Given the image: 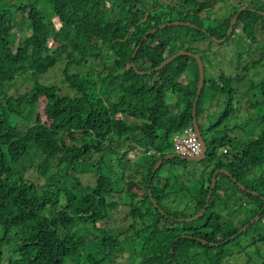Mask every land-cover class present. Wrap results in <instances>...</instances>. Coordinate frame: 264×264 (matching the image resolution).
<instances>
[{
  "label": "trees",
  "instance_id": "trees-1",
  "mask_svg": "<svg viewBox=\"0 0 264 264\" xmlns=\"http://www.w3.org/2000/svg\"><path fill=\"white\" fill-rule=\"evenodd\" d=\"M173 2L0 0V264H230L264 242V0H181L183 9ZM174 20L200 28L157 29L136 52L137 70L147 72L181 50L200 54V129L199 118L207 121L211 112V126L225 134L221 144L240 114L255 127L252 138L239 134L236 145L230 142L229 168L219 163L201 177L191 206L193 215L205 212L192 221L181 220L192 215L185 210L160 205L171 189L165 184L161 191L156 182L166 160L152 169L172 153L173 137L192 125L198 63L183 55L151 75L131 68L144 33ZM207 41L234 49L230 76L223 72L229 64L211 60ZM58 66L64 78L50 82ZM182 76L189 78L185 85L177 81ZM209 92L214 100L200 107ZM219 99L223 104L212 109ZM214 146L207 144L206 157L214 158ZM125 158L127 166L113 162ZM219 168L230 175L218 173L208 202ZM220 176L232 183L226 191L234 200L250 197V215L225 218V206L216 204ZM251 230V242L239 244Z\"/></svg>",
  "mask_w": 264,
  "mask_h": 264
},
{
  "label": "rangeland",
  "instance_id": "rangeland-1",
  "mask_svg": "<svg viewBox=\"0 0 264 264\" xmlns=\"http://www.w3.org/2000/svg\"><path fill=\"white\" fill-rule=\"evenodd\" d=\"M208 2H210L211 0H206ZM240 0H234V3H237ZM247 1L248 0H244ZM176 3H180L179 0H176ZM242 3V0H241ZM178 15H174L173 18H175ZM180 21V20H179ZM190 22V21H188ZM22 35H25L26 33L21 32ZM227 43H217V44H210L208 41L206 44H204L205 50H210L213 49L210 52V58L211 60L214 61H222V65L223 64H229V67H227L225 70H223V72L227 75L230 76V74L232 73V69L230 68V63L233 60V51L234 49L231 50V45L226 46ZM230 48V50L228 49ZM215 56V58L213 57ZM207 61V59H206ZM194 62V61H192ZM205 62V61H204ZM61 67L58 66L56 68V71L51 73V75H49L50 77V82H56L58 80H62L64 78V76L62 75L61 71H59ZM208 68V67H206ZM215 70V69H213ZM215 72H217V70H215ZM209 78L211 79H215V77L213 75H209ZM189 78L186 76H182L181 78H177V81L181 82L182 84L185 85V83L187 82ZM20 85V83L18 84V86ZM167 98H169L171 100L172 103L176 102V97L173 94H167ZM214 100V98L212 97V93L209 92L208 95H206L205 99L202 100V102L200 103V107H204L208 104H210V102H212ZM220 102L218 101H214L213 104V108H216L217 106L223 104V102L219 99ZM237 114H240L238 112H236ZM246 115L247 113L245 112L244 114H240L236 119H235V123H233V126L235 125V129L232 130V132L230 133V137L228 140H225L224 142L222 141V144L220 142L221 138H224L225 134L223 132L220 131H215L214 128L211 126V124L216 122V117L213 114V112H211L210 114H208L207 117V121L205 119V117L203 118H199V122L202 126L201 131L204 134V138H206L207 144L209 145H213V142H215V146H214V158L211 157H206L204 162L203 161H189V160H183L179 157H172L171 159H167L165 156V160L166 162L164 163V165L162 166L161 169V173H160V177L158 179V181H156L159 184V188L163 189L165 184H169L171 186V189L166 190L169 191L167 192V194H165L164 196L161 195V199L159 200L160 205L164 207L165 206H170L172 207L173 211L175 212H180L185 210L184 213H186L187 215H191L192 213H194V208H192L191 205H193V198H194V194L196 192H198L201 188V183H200V179L203 175H205L206 177L208 176V174L212 171V169L214 168V166H216L217 164H223L224 166H227V168H229L230 166L227 164V157H229L228 155L225 154L226 150L230 151V142L231 145H236L237 144V138L239 134L242 135L243 139H248L250 136L251 138L253 137L252 135V129L254 130V125L249 124L247 119H246ZM247 127V131L248 133H244L242 130H240L241 128H245ZM172 141V153L170 155H177L178 153H176V149H175V145H174V139L171 140ZM143 152V150L141 151V153ZM210 152H212V149H209V153L208 155H210ZM108 154V153H107ZM129 157L134 158V155H129ZM148 159V158H147ZM135 160H137V158H135ZM159 160V159H158ZM114 163L117 164H122L124 166L128 165V161L127 158L123 159V160H113ZM136 162L139 163V160H137ZM142 166L144 167V164H142ZM224 169L226 171H224ZM220 170V174H228L230 175L228 169L226 168H219L217 169V171ZM34 171V169H32L29 174H32ZM214 171V172H217ZM129 173H133V172H129L127 171V174ZM143 174V171H142ZM178 176V177H177ZM221 182H223L224 184H221L220 189H219V193L216 197L217 202L216 204L224 207L226 211L224 212V216L225 218H227L230 221L235 222L236 220H240V218H243L245 213L247 214H251V210L253 209V205L252 204H246V201H251L249 196H243V198H241V196L237 197L235 200L232 196H229V193L226 191L227 190V186H232V183L230 181H228L227 177H223L220 176L219 179L221 180ZM90 182L93 181V179L89 178ZM213 179V178H212ZM189 182H190V186H189ZM208 180H205V186H207ZM186 186H189L187 189ZM185 187V188H184ZM165 188V187H164ZM240 195H243L242 193H239ZM149 195V194H148ZM222 196L224 198H227L228 201V205L226 206V201L222 198ZM246 204V205H243ZM238 209H242V212L237 211ZM126 209L124 208L122 210V213L125 211ZM121 213V214H122ZM121 214L118 215L116 214L115 216H113L114 218L112 219V221L115 223V219L117 217L121 218ZM198 214V213H197ZM195 214V215H197ZM195 215H191L195 216ZM241 215V216H240ZM188 217V218H190ZM244 228V227H243ZM240 229V231L244 232L245 230ZM260 228V235L264 234V232H262V226H259ZM81 230H84L83 228H81ZM241 232V234H242ZM255 236L254 231L251 230L249 237L243 236L240 240H239V244L243 243L244 239H248V242H251V238H253ZM246 242V241H245ZM256 246H259L261 249H263L264 247V242H259L256 243L254 245L248 246V250H243L241 251V253L238 256H235L233 258H231L230 260V264H262L263 260H264V252L260 253V254H256L255 252V248ZM6 255L12 256V254L10 253H6ZM137 264V262H136ZM221 264H229L228 262L224 261Z\"/></svg>",
  "mask_w": 264,
  "mask_h": 264
},
{
  "label": "water",
  "instance_id": "water-1",
  "mask_svg": "<svg viewBox=\"0 0 264 264\" xmlns=\"http://www.w3.org/2000/svg\"><path fill=\"white\" fill-rule=\"evenodd\" d=\"M239 13H241V11L237 12L234 16H233V19L231 21V26L228 30V33L227 35H230L232 33V30H233V27L234 25L236 24L237 22V19H238V16H239ZM262 14H264L263 11H261ZM178 25V24H186V25H191V26H195V24H192L191 22H180V21H174V22H164L162 24H159L157 27L155 28H152L150 30H148L141 38V40H145L149 34H152L154 33L158 28H163V27H166V26H171V25ZM204 30V29H203ZM214 40L218 41L217 38H214ZM222 41V40H221ZM137 50V49H136ZM135 50V52H136ZM135 52L133 54L132 57H135ZM193 56L197 63H198V66H199V74H200V79H199V85H198V91H197V97L195 99V102H194V106H193V127L196 131V133L198 134V137L201 141V146H202V154L201 155H198V156H182V155H167L166 158L167 159H171L172 157H179L181 159H184V160H189V161H202L203 159L206 158L207 156V142L202 134V131L199 127V123H198V119H197V115H196V109H197V106H198V102H199V99H200V96H201V93H202V89L204 87V79H205V76H204V64L200 58L199 55H194L192 54V52H188V51H185V50H181V51H178L177 54L165 59L158 67L150 70V71H147V72H139L135 65L132 63L131 64V67L136 71V73L140 76H143V75H150L154 72H157L159 70H161L163 67H165L167 64L171 63L173 60L177 59L178 57L180 56ZM165 158H159V160H157V162L155 163L153 169H152V174L155 172V170L157 169V167L161 164V162L164 160ZM217 171V170H216ZM224 171H226L224 169ZM220 172V170H218L217 172L214 173V176H213V179H212V185H211V190H210V195L208 196L207 200L209 202L210 198H211V194H212V191H213V188L216 184V178H217V175L218 173ZM243 186V185H242ZM244 187V186H243ZM245 188V187H244ZM148 194H149V197L151 199V201L154 203V205H156V202L155 200L153 199L152 197V194L151 192L148 190ZM207 207V206H206ZM205 212V209H203L202 211H200L197 215L195 216H192L190 218H182L181 220H184V221H192L194 219H197L199 217H201ZM259 219V215L255 216L253 219H251V223H253L255 220ZM250 224H247L243 230H247L248 227H249ZM242 231H239V234H241ZM206 243V242H205Z\"/></svg>",
  "mask_w": 264,
  "mask_h": 264
},
{
  "label": "built area",
  "instance_id": "built-area-1",
  "mask_svg": "<svg viewBox=\"0 0 264 264\" xmlns=\"http://www.w3.org/2000/svg\"><path fill=\"white\" fill-rule=\"evenodd\" d=\"M176 153L184 156H198L202 153L201 141L195 132L193 125L186 129L183 134L173 137Z\"/></svg>",
  "mask_w": 264,
  "mask_h": 264
},
{
  "label": "clouds",
  "instance_id": "clouds-1",
  "mask_svg": "<svg viewBox=\"0 0 264 264\" xmlns=\"http://www.w3.org/2000/svg\"><path fill=\"white\" fill-rule=\"evenodd\" d=\"M179 1L181 2V0H179ZM167 2H170V1H167ZM173 3H176V1L174 0ZM177 4H178L179 7L182 8V4H181V3H177ZM182 9H183V8H182ZM218 10H219V9H218ZM219 11H220L221 13H223L222 10H219ZM239 11H242V10H239ZM239 11H238V12H239ZM174 21H179V20H174ZM174 21H165V22H174ZM180 22H182V21H180ZM162 23H164V22H161V23H159V24H162ZM185 23H186V22H185ZM191 23H192V22H191ZM159 24H158V25H159ZM192 24H194V23H192ZM158 25H157V26H158ZM173 25H175V24H173ZM178 25H179V24H178ZM157 26H156V27H157ZM171 26H172V25H171ZM190 26H191V25H190ZM166 27H170V26H166ZM195 27H196V28H200V27H198L197 25H196ZM154 28H155V27H154ZM163 28H164V27H163ZM151 29H152V28H151ZM158 29H160V28H158ZM203 29H204V30H203ZM149 30H150V29H149ZM202 30H203V31H206V28H202ZM147 31H148V30H147ZM147 31H146V32H147ZM156 31H157V30H156ZM156 31H155V32H156ZM232 31H233V30H232ZM146 32H145V33H146ZM145 33H144V34H145ZM149 35H150V34H149ZM149 35H148V36H149ZM147 38H148V37H147ZM147 38H146V39H147ZM146 39H145V40H146ZM143 41H144V40H143ZM143 41L140 39V42L138 43L137 47H136V48L133 50V52H132V56H133L135 50H136V49L138 50L139 46L141 45V43H142ZM219 41L222 42L223 40H222V41L219 40ZM137 50H136V52H137ZM136 52H135V56H136ZM195 55H199V56H200V54H195ZM132 56H131V64L133 63L134 58H135V57H132ZM200 58H201V56H200ZM201 60H202V58H201ZM202 62H203V60H202ZM133 64H134V63H133ZM203 64H204V62H203ZM134 65H135V64H134ZM135 67H136V65H135ZM157 67H158V66H157ZM131 68H132V67H131ZM155 68H156V67H155ZM204 68H205V65H204ZM132 69H133V68H132ZM136 69H137V68H136ZM153 69H154V68H153ZM151 70H152V69H151ZM149 71H150V70H149ZM139 72H140V71H139ZM135 73H136V72H135ZM152 74H153V73H152ZM150 75H151V74H150ZM204 76H205V71H204ZM199 79H200V74H199ZM204 82H205V79H204ZM204 84H205V83H204ZM198 85H199V84H198ZM202 90H203V89H202ZM192 125H193V122H192ZM195 132H196V131H195ZM149 152H151V153H156V154L159 153V152H155V151H153V150H150ZM201 154H202V153H201ZM177 155H181V154L178 153ZM182 156H184V155H182ZM183 160H184V159H183Z\"/></svg>",
  "mask_w": 264,
  "mask_h": 264
},
{
  "label": "crops",
  "instance_id": "crops-1",
  "mask_svg": "<svg viewBox=\"0 0 264 264\" xmlns=\"http://www.w3.org/2000/svg\"><path fill=\"white\" fill-rule=\"evenodd\" d=\"M228 187V185H226ZM243 187V186H242ZM244 188V187H243Z\"/></svg>",
  "mask_w": 264,
  "mask_h": 264
}]
</instances>
